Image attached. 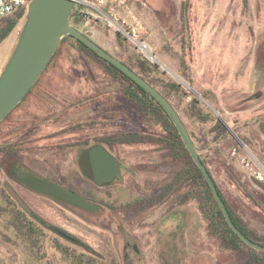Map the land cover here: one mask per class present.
I'll return each instance as SVG.
<instances>
[{
  "label": "rangeland",
  "instance_id": "374dc122",
  "mask_svg": "<svg viewBox=\"0 0 264 264\" xmlns=\"http://www.w3.org/2000/svg\"><path fill=\"white\" fill-rule=\"evenodd\" d=\"M185 1L107 0L106 8L146 33L166 67L152 64L150 77L163 91L178 85L169 99L192 130L225 197L250 227L264 235V190L256 183V179L264 182V153L256 151L250 140L255 118L260 117L255 107L264 109V101L252 100L254 94H264V0H189L190 27L182 33ZM83 29L136 68L137 60H143L126 39L102 23L83 25ZM10 39L1 44L0 52ZM261 75L262 90L258 88ZM121 88L110 81L97 61L76 48L65 49L39 81V89L51 96L49 102L38 103L33 115L26 112L28 99H32L28 97L16 114L28 122H40L39 134L71 131L47 143L100 137L130 129L138 120L131 105L119 97ZM198 110L206 120L192 116ZM79 125L81 131H75ZM107 148L123 163L120 178L113 183L99 185L84 173L76 179L73 173H65L84 196L100 205L99 209L23 193L45 219L70 232L80 243L35 222L32 226L36 231L31 234L30 223L25 219L15 223L12 204L0 198V264H79L59 245L71 252L90 253L87 246L106 262L117 259L121 264H237L234 254L220 252L208 237L195 203L178 204L174 196L157 209L133 206L173 169L162 160L157 146ZM43 153L33 152L31 164L58 179L56 173H46L49 168ZM71 160L66 157L56 165L69 170ZM145 164L152 168L145 169ZM4 182L17 186L13 178L0 173V184ZM181 215L189 227L185 239L177 236L175 250L161 252L165 243L161 236L168 240L183 221Z\"/></svg>",
  "mask_w": 264,
  "mask_h": 264
},
{
  "label": "trees",
  "instance_id": "16d2710c",
  "mask_svg": "<svg viewBox=\"0 0 264 264\" xmlns=\"http://www.w3.org/2000/svg\"><path fill=\"white\" fill-rule=\"evenodd\" d=\"M188 4L189 0L183 2L182 5L180 28L182 33H187L190 27V19L186 12ZM24 11L25 10H22L17 13V16L0 21V46L9 37L12 31L16 29ZM70 21L76 28L85 32L83 29V20L78 17L75 7L72 11ZM85 33L92 38V35L89 32L86 31ZM184 47H186V45H184ZM71 48H76L85 57L97 61L103 69L104 74L110 78L111 82L122 85L119 97L124 101L126 100V102L131 105L133 108V110H131L133 116L138 117V120L135 121L134 125L131 124L129 126L128 124L130 129H122L108 135L97 137L98 141L105 143L112 148H117L123 144H150L157 146V150L162 153L164 162L167 164L169 163L173 167L169 176L163 182H159L158 187H154L151 193L143 196L140 201L137 203L135 202L136 204L133 206L140 207L144 210L157 209L166 205L174 196L179 199L178 204L188 205L191 202L195 203L204 220V229L208 237L214 242V244H216L220 252L234 254L237 264H264V251L255 249L246 244L227 222L206 177L188 150L175 122L164 106L151 93L145 90L120 68L100 56L92 48L72 35H66L62 39L44 73L60 51L62 52L65 49L68 50ZM113 55L129 65L168 99L170 97L169 94L178 88V85L172 84L170 85L169 91H163L160 89L157 82L149 75V72L153 70L152 64L145 59L137 60L138 67L136 68L131 62L120 58L116 54ZM39 81L40 79L26 94L22 101L2 120V122L9 120V118L20 108L23 101L33 95L35 91H41L39 89ZM192 116H197L202 121L206 120V116L200 110L193 111ZM143 167L149 169L151 166L145 164ZM207 168L236 224L247 236L264 245V235L259 234L255 229L250 227L249 224L234 211L212 173L210 166ZM256 183L264 190V182L256 179ZM99 208L100 205H98L97 209ZM181 217L184 218L183 221L175 231L171 232L168 240H164V237L161 236L162 243L165 242L162 245L161 252H168V250L174 251L175 238H177V236H180L182 240L185 239V233L188 231L189 227L188 222L185 220V215H181ZM35 231V228L30 230L31 234ZM58 247L66 254L73 256L79 264H121L117 259H112L110 262H106L96 256L94 250L87 246H85V248L90 253H76L74 251L71 252L70 249L61 245Z\"/></svg>",
  "mask_w": 264,
  "mask_h": 264
},
{
  "label": "water",
  "instance_id": "95a60500",
  "mask_svg": "<svg viewBox=\"0 0 264 264\" xmlns=\"http://www.w3.org/2000/svg\"><path fill=\"white\" fill-rule=\"evenodd\" d=\"M74 5L75 0H30L28 3L16 29L8 37L11 38L9 43L0 52V123L38 82L62 39L66 35H72L124 71L164 106L175 122L188 150L206 177L231 228L246 244L264 251V245L247 236L234 221L175 106L129 65L117 59L84 31L72 25L70 19ZM86 157L87 167L93 170V173H88V176L97 184H109L119 177L117 158L103 146L94 147ZM27 175L29 182L42 191L64 197L82 207L97 208L95 203L68 193L45 179L31 173Z\"/></svg>",
  "mask_w": 264,
  "mask_h": 264
},
{
  "label": "flooded vegetation",
  "instance_id": "af4514ba",
  "mask_svg": "<svg viewBox=\"0 0 264 264\" xmlns=\"http://www.w3.org/2000/svg\"><path fill=\"white\" fill-rule=\"evenodd\" d=\"M186 12L188 14V11ZM17 15L18 14H16L15 16ZM262 79L263 76L261 75V79L258 85V88L260 90L263 89L261 82ZM30 98L32 99H28L29 104L26 106V112L34 115L36 111L33 110L37 109L35 108V106L38 103H43V104L48 103L49 102L48 99L49 98L51 99V96L44 91L43 92L35 91L34 94L30 96ZM52 100H54V98ZM252 100H255L256 102L257 101L263 102L264 94L260 96L256 93L252 96ZM25 101H23V103ZM255 110L256 112L259 113L260 117L255 118L256 123L255 126L252 127V138H250L251 145L254 147L256 151L258 150L264 153L263 150L264 149V109L258 108L256 106ZM17 112L18 110L12 115V117L9 118V120L0 123V173L9 175V177L13 178L14 182L17 184V186L15 185L11 186L7 182H4V184L1 183L0 198L1 200H4L5 202H9L12 204V207L14 209L12 219L15 221V223L19 221V219H25L27 223H30L29 230H32L34 229V227L32 226L34 224L32 223L35 222L38 223L39 225L48 228L49 230L55 233H58L60 236H63L73 242L80 243V239L74 237V235H72L70 232L61 229L60 227L56 226L54 223L45 219L37 209L32 207V205H30L25 200V198L23 197V193L26 192L28 193V195L31 194L32 196L34 195L43 199L46 198L51 199L53 201H58L60 203H65V204L70 203L77 206L80 205L72 203L66 200L64 197L56 196L36 188L34 185H32L29 182L28 180L29 177L27 174L30 173L34 174L42 179H45L47 182L57 187H60L61 189L65 190L68 193H72L74 195H77L81 198H84L94 203L90 198L84 196L77 189L76 184L73 181H71V179L65 173H73V177L75 179H76L75 176L80 178L81 173H84V175L89 180L93 181L88 176V173H93V170L87 167L85 163V160L87 158L86 156L96 146H103L111 153L112 151H110V149L107 148V146L109 145L99 142L97 137L89 138L85 140H81L79 138L74 141L62 140L60 142L47 143V141L52 139L56 140L60 136H63L67 133H71V131H63L60 134L56 133V135H53L55 133L39 134L40 133L39 125H41V123L40 122L37 123L35 121L28 122L27 119H25V117L18 118L16 114ZM179 114L181 115L180 112ZM36 116H39V114H37ZM183 121L185 122L184 119ZM186 126L197 149L200 152L201 159L203 160L205 165L209 167V162L207 160V157L205 156L204 152H202L197 141L195 140L192 130L188 127L187 124ZM75 131H81L80 125L76 127ZM210 149L211 147H208L206 151L210 153ZM33 152H36L37 155L45 152L43 154H44V158L47 160V166L49 168V170H46V173H56L58 179L44 175L43 174L44 172L34 169L33 165L31 164L33 161L32 159L34 155ZM114 156L117 158L119 162V177L115 179L117 180L120 178V174L122 173L123 163L118 156L116 155ZM66 157H69V159L72 158L71 160L72 165L70 166L71 168L69 170H67L65 166L60 163L59 165H56V163L60 161L64 162ZM19 205L20 207H18ZM96 205L98 208V204ZM97 208H90V209H97ZM15 227L17 226L15 225ZM17 231L18 230H16V232Z\"/></svg>",
  "mask_w": 264,
  "mask_h": 264
},
{
  "label": "built area",
  "instance_id": "2783aa9c",
  "mask_svg": "<svg viewBox=\"0 0 264 264\" xmlns=\"http://www.w3.org/2000/svg\"><path fill=\"white\" fill-rule=\"evenodd\" d=\"M29 2L30 0H0V21L25 10ZM106 5L107 0H75L74 7L84 26L102 23L110 32L126 39L143 59L166 69L156 49L147 40L146 33L116 16L106 8Z\"/></svg>",
  "mask_w": 264,
  "mask_h": 264
}]
</instances>
